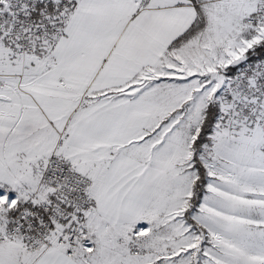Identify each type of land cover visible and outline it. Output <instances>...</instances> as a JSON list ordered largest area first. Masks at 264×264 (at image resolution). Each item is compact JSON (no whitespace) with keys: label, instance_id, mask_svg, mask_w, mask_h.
I'll list each match as a JSON object with an SVG mask.
<instances>
[{"label":"snow or ice","instance_id":"snow-or-ice-1","mask_svg":"<svg viewBox=\"0 0 264 264\" xmlns=\"http://www.w3.org/2000/svg\"><path fill=\"white\" fill-rule=\"evenodd\" d=\"M0 264H264V0H0Z\"/></svg>","mask_w":264,"mask_h":264}]
</instances>
